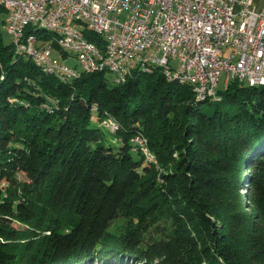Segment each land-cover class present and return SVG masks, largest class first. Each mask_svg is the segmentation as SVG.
Segmentation results:
<instances>
[{
  "label": "trees",
  "instance_id": "16d2710c",
  "mask_svg": "<svg viewBox=\"0 0 264 264\" xmlns=\"http://www.w3.org/2000/svg\"><path fill=\"white\" fill-rule=\"evenodd\" d=\"M6 13L0 264H264V85L231 79L199 100L154 65L124 82L107 70L63 80L5 41ZM100 125L122 143L105 144Z\"/></svg>",
  "mask_w": 264,
  "mask_h": 264
},
{
  "label": "built area",
  "instance_id": "2783aa9c",
  "mask_svg": "<svg viewBox=\"0 0 264 264\" xmlns=\"http://www.w3.org/2000/svg\"><path fill=\"white\" fill-rule=\"evenodd\" d=\"M3 1L4 26L17 49L41 57L47 69L71 80L83 71L100 70L111 72L116 80V73H132L126 72L124 61L133 63V71L164 63L171 79L192 77L197 81L194 91L200 93L220 95L223 72L226 82L264 79V4L258 10L255 0ZM66 15H74V22H66ZM84 19L108 34L107 58H100L97 42L82 39ZM33 22H61L59 44L72 47L80 69L54 54L52 38L25 36ZM111 122L116 123L114 116ZM132 140L139 152L150 149L142 133Z\"/></svg>",
  "mask_w": 264,
  "mask_h": 264
},
{
  "label": "bare ground",
  "instance_id": "6f19581e",
  "mask_svg": "<svg viewBox=\"0 0 264 264\" xmlns=\"http://www.w3.org/2000/svg\"><path fill=\"white\" fill-rule=\"evenodd\" d=\"M0 7H4V1L0 0ZM66 22H74V15H66ZM31 28L30 32H27V29ZM27 28H25V36H35L38 35V31H42L44 33L51 34V37L48 39H51V47H54V44H57L60 49L63 51H66L65 54L71 53L72 54V47L67 46V44H59L58 39L63 37V28H62V23L61 22H33L29 25ZM84 26H86V30L88 32H93L94 34L101 35L100 37L102 42H100V45H98V54L100 55V58H107V53H108V46H107V41H108V34L105 33V31H102L101 28L96 27L94 22H91V19H84ZM29 28V29H30ZM86 32V31H85ZM92 33V35H93ZM87 34V33H86ZM87 35H84V32H82V39H88L86 38ZM39 38V35H38ZM43 39V38H42ZM94 41V40H93ZM99 43V42H98ZM15 44V43H14ZM55 45V46H57ZM16 48L17 45L15 44ZM70 54V55H71ZM32 57V59L35 61L36 64L42 66L44 69L47 70V72H53L57 74V76L62 78L63 80H70V78L66 75H60L59 70H49L47 69L45 63L42 61V58L39 56H34V55H29ZM156 66H159L163 69L164 73L166 76L171 79V71L168 70L166 64L164 63H157ZM124 68H126V72H133V63L131 61H124ZM143 70H149L147 68H141ZM142 70V71H143ZM128 74L124 73H116V82H124L128 78ZM181 82L189 83L193 86L194 89L197 88V81L192 79V77H176ZM248 85L252 86H259V85H264V79L262 81H257V82H252V83H245ZM197 99L199 100H205L207 98L211 99H217L220 98L221 95H216V93H208V92H199L196 91ZM106 122V121H105ZM111 128H117L118 123L116 122H111L109 124ZM146 141V139H145ZM145 156L147 157L148 160L150 161H155L156 156L153 155V153L150 151V149H143Z\"/></svg>",
  "mask_w": 264,
  "mask_h": 264
},
{
  "label": "rangeland",
  "instance_id": "374dc122",
  "mask_svg": "<svg viewBox=\"0 0 264 264\" xmlns=\"http://www.w3.org/2000/svg\"><path fill=\"white\" fill-rule=\"evenodd\" d=\"M263 4H264V0H255V5H256V8L258 10H260L263 7ZM1 18H2V16L0 17V19ZM4 29H5V31H4V39H5L6 42H10L11 41V36L6 31V28L5 27H4ZM65 61L69 62L73 67H76V68L80 69V66H79L80 65V62H79V60H78L77 57H72L71 56L68 59H66ZM225 76H226V73L225 72H223L221 74V76H220V81H219V87L218 88H220L222 90H224L226 88L227 83H228V82L225 81ZM93 115L94 116L97 115V112L95 110H93ZM92 120L95 121V124L99 125L98 124V121L96 122L97 119L95 117ZM100 126L102 127L103 132H104V135H103L102 140H103V142L105 144H107V145L111 144L113 146H119L122 143L121 140L118 139L117 135L114 134V132L110 131L109 129H107L103 125H100ZM134 157L135 158H140V155L134 153ZM158 169H161V167L158 168ZM160 171H162V169ZM15 178L20 181V180L25 179V175L22 172H17L15 174ZM3 185L4 186H8V183L4 180L3 181ZM243 194H244V197H245L244 191H243ZM247 205H249V204H247ZM116 225H117V223H116ZM94 264H97V262H95Z\"/></svg>",
  "mask_w": 264,
  "mask_h": 264
}]
</instances>
